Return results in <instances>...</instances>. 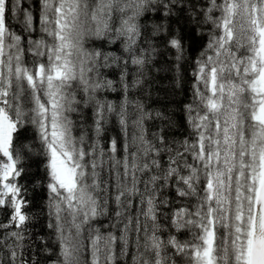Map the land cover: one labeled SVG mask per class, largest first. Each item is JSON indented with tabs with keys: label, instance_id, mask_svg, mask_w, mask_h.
I'll use <instances>...</instances> for the list:
<instances>
[{
	"label": "snow or ice",
	"instance_id": "obj_1",
	"mask_svg": "<svg viewBox=\"0 0 264 264\" xmlns=\"http://www.w3.org/2000/svg\"><path fill=\"white\" fill-rule=\"evenodd\" d=\"M36 3L0 0V264H264V0ZM186 28L206 35L191 102L152 108Z\"/></svg>",
	"mask_w": 264,
	"mask_h": 264
},
{
	"label": "trees",
	"instance_id": "obj_2",
	"mask_svg": "<svg viewBox=\"0 0 264 264\" xmlns=\"http://www.w3.org/2000/svg\"><path fill=\"white\" fill-rule=\"evenodd\" d=\"M31 6V10L33 13L38 17L39 15V4L36 3V0H25V7ZM22 19V17H20ZM11 25L16 31L22 30V25L20 23L19 19H11L10 20ZM174 27H185L184 22L180 21L179 23L173 22ZM207 32V29H205V33ZM185 33L188 36V39L186 40V45H190L189 51L187 53V62L184 65V69L182 71L184 72V80L181 83L179 87L176 86L175 83V76L176 73L172 67L173 60L171 59L172 53L169 51H163V55H158L156 57L157 63L152 68V71L150 73V76L152 78V82L149 87V91L151 93L150 98L146 99V103L152 107H158L154 101L162 100L165 96V92L168 93V100H173L176 103L171 105L170 110H175L177 113H179V108L177 105L182 106L184 103L191 102L192 95H191V62L195 59V57L199 54V51L201 50L204 43H206V35L204 39H201L198 35L195 33L189 32L188 29H185ZM107 50V49H106ZM110 78L115 79L116 77L112 75L111 70H108ZM135 96L139 98H145L144 93H135ZM110 97L115 99L116 94L112 93L110 94ZM159 122L156 121H150L149 126L151 130H155V126ZM131 131V129H130ZM177 139H182L185 135H187L186 131V125L185 127H178V129L175 132ZM115 137L118 140V143L123 142V133L120 132L119 127H112L109 126V131L106 133L105 136V142H107L108 138ZM32 172H36L37 169L35 166L31 168ZM42 172V168L40 169ZM31 187V186H30ZM30 197L34 199V203L37 206L35 208V211L37 215L39 216L38 221V227L34 229L35 232H41L45 239L49 238V230L44 227V225L47 223V217L46 215H40V209L44 207L45 204V196L46 192L42 190L41 188L37 187L35 192L29 193ZM0 221H6V213L0 212ZM180 239H188L189 236L187 234H181L179 236ZM53 246L55 244L53 240ZM36 259H41V257H36ZM43 264V261L41 262Z\"/></svg>",
	"mask_w": 264,
	"mask_h": 264
}]
</instances>
